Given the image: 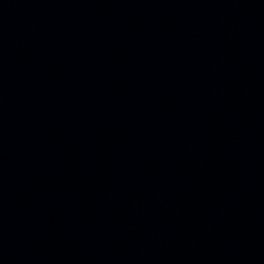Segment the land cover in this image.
I'll use <instances>...</instances> for the list:
<instances>
[{"label": "water", "instance_id": "95a60500", "mask_svg": "<svg viewBox=\"0 0 264 264\" xmlns=\"http://www.w3.org/2000/svg\"><path fill=\"white\" fill-rule=\"evenodd\" d=\"M0 264H264V0H0Z\"/></svg>", "mask_w": 264, "mask_h": 264}]
</instances>
